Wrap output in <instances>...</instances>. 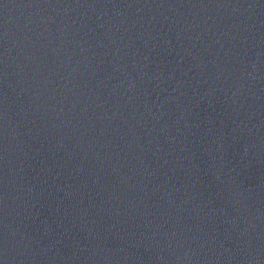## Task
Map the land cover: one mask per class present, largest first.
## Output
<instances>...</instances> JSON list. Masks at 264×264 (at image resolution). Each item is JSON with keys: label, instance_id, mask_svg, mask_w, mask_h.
I'll list each match as a JSON object with an SVG mask.
<instances>
[{"label": "water", "instance_id": "obj_1", "mask_svg": "<svg viewBox=\"0 0 264 264\" xmlns=\"http://www.w3.org/2000/svg\"><path fill=\"white\" fill-rule=\"evenodd\" d=\"M0 264H264V0H0Z\"/></svg>", "mask_w": 264, "mask_h": 264}]
</instances>
